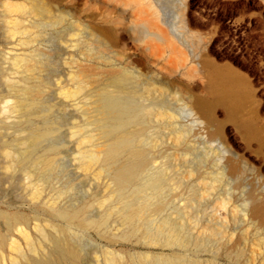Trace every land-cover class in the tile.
<instances>
[{
	"label": "rangeland",
	"instance_id": "rangeland-1",
	"mask_svg": "<svg viewBox=\"0 0 264 264\" xmlns=\"http://www.w3.org/2000/svg\"><path fill=\"white\" fill-rule=\"evenodd\" d=\"M43 1L0 0V237L6 254L0 264L11 263L16 245L29 251L24 232L38 241L43 240L40 226H68L59 209H80L81 216L98 221L78 235L74 228L65 232L80 254L78 264L103 261L109 250L125 253L126 264H141L143 252L163 251L180 253L189 264H264V141L247 135L242 127L251 121L264 126V0H185L182 6L178 0L161 2L172 24L179 21L182 8L186 28L203 38L197 44V37H191L194 51L232 64L249 83L251 94L235 115L217 105L212 118L186 107L173 90L144 89L151 75L181 74V66L168 62L162 41L145 37L139 23L148 16L163 25L155 7L148 5L142 13L132 6L123 11L115 0H60L65 9L76 10L82 22L77 24L71 12L61 18L63 11L58 10L55 27L35 26L40 13L34 8ZM91 23L115 35L108 59L85 48ZM27 59L39 61L36 71L26 69ZM79 62L101 66L95 80L98 91L114 89L101 88L111 82L108 68L133 65L141 72L124 78L125 92L134 93L141 106L155 105L143 114L144 124L131 121L130 128L143 130L110 168L102 169L85 155L95 145L84 133L98 131L94 123L86 125L91 120L87 115L97 114L92 99L65 92L73 88L71 70ZM39 84L44 87L42 99L30 107L22 89ZM43 127L51 128L52 134L35 140L34 131ZM131 149L141 150L149 170L163 175V188L145 217L170 215L181 226L185 243H166L164 234L152 240L151 223L125 221L124 211L129 205L139 207L144 194L139 190L142 174L123 196L115 190L113 168L132 160ZM38 157L56 161L45 168L43 162H34ZM158 202L165 206L160 203L163 209L157 213ZM254 206L262 209L253 213ZM77 263L67 257L64 264Z\"/></svg>",
	"mask_w": 264,
	"mask_h": 264
},
{
	"label": "bare ground",
	"instance_id": "bare-ground-1",
	"mask_svg": "<svg viewBox=\"0 0 264 264\" xmlns=\"http://www.w3.org/2000/svg\"><path fill=\"white\" fill-rule=\"evenodd\" d=\"M115 1L122 6L123 11L127 7L132 6L136 7L142 13H147L146 6L155 7L162 24L165 26L160 25L159 22L148 16L142 17L139 23L145 29V37H156L160 39L162 41V49L164 48V51L168 52V62L176 68L181 66L179 70L180 75H151L145 82L144 89L146 91H157L159 90V86L167 88V90H173L179 95L180 100L186 107L193 109L192 111L199 112L206 118L214 117L215 107L217 105L226 106L230 116L238 112L244 100L251 94L246 77L233 67L232 64L228 62H216L207 53L194 51L191 46V42L194 40L191 41V37L194 35L197 37V44H201L203 38L196 31L186 28L182 8L178 13L179 21L172 24L164 16L162 0ZM178 1L181 6L185 3V0ZM34 9L40 13L33 21L35 26L55 27L58 21L54 17L57 15L56 12L58 10L63 11L61 18L65 15L64 12H71L79 19L77 21L75 20L77 24L82 22L81 15L77 14L76 10L69 11L65 9L60 0L55 4L53 0H44L41 3H37ZM70 31L68 32L73 33V31ZM86 34L87 37L83 39L86 50L94 51L98 57L108 59L110 49L114 48L117 42L113 32L108 28L91 23ZM73 39L75 38H71V40ZM71 40L68 42H71ZM75 40V42H78L77 38ZM74 41L73 43H75ZM158 45L161 44L158 43ZM24 66L27 70L36 71L39 67V61L27 59V63ZM100 67L92 62H79L76 68L71 70V75L74 79L73 88H67L65 92L71 95L85 93V97L87 98L89 96L88 98L92 99L91 102L95 105L97 114L87 115L91 120L86 125L94 123V129L98 131L91 130L84 133V138L91 142L93 141L95 146L86 149L85 155L88 157L89 162L98 161L103 169L113 167L118 156L132 147L138 133L143 129L139 126L130 128L129 124H131V121H134L136 125L141 121L144 124L145 115L143 114H147L146 110L149 109L148 111H150V108H154L155 105H150L153 107H149L148 105L141 106V100L134 93L130 94L125 92L127 83L125 84L124 78L137 77L141 72L131 64L120 65L118 68H108L106 72L111 82L103 84L101 88L105 89L107 86H110L114 89L98 91L96 88L99 87V84H96L95 80L99 77L98 69ZM182 75L192 76L195 80L185 79ZM136 87L137 85L135 84L132 88ZM85 89L88 91L85 92ZM22 90L25 94L24 99L26 104L30 107L35 106L37 103L39 104L44 93V87L41 84L26 87ZM197 90H202L206 93L201 94ZM79 126L83 125L80 124ZM242 127L247 135L256 134L260 140L264 141V126L255 121H251L250 123L242 125ZM51 132L52 129L49 127L39 128L34 131L33 138L35 140H41L52 134ZM219 133L224 137L222 130ZM97 134L100 136H97ZM98 137L102 139L96 141ZM225 142H227L226 139ZM131 151L132 160L130 162L119 164L113 168L115 180L118 183L117 189L115 190L118 196H123V191L130 187V185H133L135 178L142 174L143 180L139 190L144 189V194L140 196L142 197V202H140L139 207L129 205L127 208L126 205L124 206L123 211L127 208L124 211L125 221L139 219L142 223H147V225L151 223L154 230L149 237L152 240H160L161 238L157 235L164 234L166 243H185V235L182 232L181 226L170 215L162 219L157 217L151 218V216H149L150 219L145 217V214L151 209H149V206L153 204L154 197L163 188V175L159 171L149 170L148 164L143 159V152L141 150L131 149ZM54 158L43 157L40 159L38 157L34 159V162H43L46 168L56 161ZM160 203L165 204L164 202ZM160 203H155L156 206L158 205L157 207L154 205L155 208H158L157 213L163 209ZM261 209L262 207L254 206L252 212L257 213ZM80 212V209H59L58 213L68 219V226L59 227L51 224V229L47 230L43 225L40 228L38 225L43 240L35 241L32 238L30 240L29 232L24 229L26 231L24 233H27V235H24L30 241V244H28L29 251L24 250L25 248L20 247L21 245H16L17 253L14 255L11 254L10 264H64L67 257L73 263H77L80 254L77 247L75 248L71 244L65 232H68V230L71 231L74 228V232L80 233V229L84 230L85 227L97 225L98 222L96 218L81 216ZM71 237L75 239L74 236ZM76 242L74 241V244ZM2 243L3 240L0 237V260H5L6 254L2 250ZM139 257L141 264H189L186 257L180 253L169 254L163 251L155 254L152 252H143ZM128 259L125 253L109 250V253L104 256L103 261L98 260L95 264H126ZM1 263L3 264V262Z\"/></svg>",
	"mask_w": 264,
	"mask_h": 264
}]
</instances>
